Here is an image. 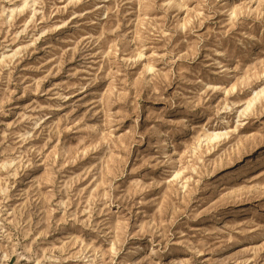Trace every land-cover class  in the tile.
Here are the masks:
<instances>
[{"label":"rangeland","instance_id":"obj_1","mask_svg":"<svg viewBox=\"0 0 264 264\" xmlns=\"http://www.w3.org/2000/svg\"><path fill=\"white\" fill-rule=\"evenodd\" d=\"M0 264H264V0H0Z\"/></svg>","mask_w":264,"mask_h":264}]
</instances>
